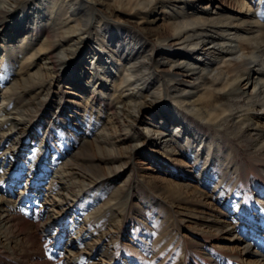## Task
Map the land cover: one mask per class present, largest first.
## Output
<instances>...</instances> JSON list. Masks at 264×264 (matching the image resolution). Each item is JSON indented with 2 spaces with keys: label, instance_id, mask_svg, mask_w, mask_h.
Masks as SVG:
<instances>
[{
  "label": "rangeland",
  "instance_id": "374dc122",
  "mask_svg": "<svg viewBox=\"0 0 264 264\" xmlns=\"http://www.w3.org/2000/svg\"><path fill=\"white\" fill-rule=\"evenodd\" d=\"M88 1L91 15L81 29L88 32L82 34L80 14L73 15L65 0H36L27 11L16 10V23L39 18L55 24L58 35L80 38L79 49L62 52L66 63L55 72L44 69L47 54L31 58V81L21 80V64L5 48L15 51L23 37H33L23 43L35 50L45 35L15 34L10 22L0 30V264H264V255L254 252L264 253V146L244 128L231 127L230 118L207 122L173 96L169 80L177 69L163 57L189 48L169 37L163 24L185 12L158 4L142 18L109 11L110 0ZM211 10L240 18L244 40L264 39V0H199L184 11L208 16ZM105 22L148 39L156 55L147 64L158 92L121 83L122 60L100 30ZM245 42L251 51L253 42ZM258 66L242 63L196 95L230 82L224 92L231 86L244 91L229 97L232 112L249 111L251 86L245 83ZM186 78L177 79L188 88L197 83ZM226 93H215L212 116L225 107L214 104L227 103ZM206 103L200 98L195 105ZM20 107L24 111L15 113ZM249 114L252 126L263 129L264 108ZM177 115L181 126L171 121ZM187 126L211 145L194 142ZM102 134L110 139L96 142ZM217 141L230 153L229 164L215 156ZM245 238L252 241L248 248Z\"/></svg>",
  "mask_w": 264,
  "mask_h": 264
},
{
  "label": "bare ground",
  "instance_id": "6f19581e",
  "mask_svg": "<svg viewBox=\"0 0 264 264\" xmlns=\"http://www.w3.org/2000/svg\"><path fill=\"white\" fill-rule=\"evenodd\" d=\"M8 1L9 2L7 4H9L10 6H6L7 4H4L5 1L0 0V4L4 5V7H0V30L6 27L7 22H10L12 24L11 28L13 29V33L15 34H25L29 32L34 37L45 35V45L43 44L42 47H37L35 50H32L30 44L23 43L25 38H28L31 41L33 37H23L21 39V43L23 45H20V43L15 51L5 48V52H7L10 57L15 59L16 62H20L22 70L21 80L23 82H27V80L30 78L28 67L30 66V62L32 61L31 58L36 56L38 53L47 54V56H45V60H47L48 63L46 64H49L50 66L44 69H47L48 71L53 70V72H55L57 69L55 67H61L63 63H66L67 57L63 55V51L69 50L73 45H77L75 49H79L80 42H78V40L80 38L58 35V29L55 24H52V22L43 24L42 19L38 18L34 19L35 21L32 23H29L28 20H24L26 23H16V10L19 9L22 11H27L31 8L30 4L36 0ZM65 1L66 6L72 8L73 15L80 14V16L78 17V20L81 24L79 30L82 29V26L88 25V21L90 19L89 17L91 15L89 9L92 8L89 7V1ZM98 1L99 0H93L92 4L94 5V3H98ZM110 1L111 3H108L107 6L109 11L115 14L117 13L116 11L132 13L134 15L139 14V16L142 18H144V15L151 13L158 4L161 5V8L163 7V9L164 7H168L169 5H179L181 9L180 11L185 12L183 13L182 17L178 18V16H175L173 20L168 22L166 21L165 24H163L165 29L168 30L169 37L176 38V42L182 43L185 47L189 48L187 49V52L182 50H178L179 52L177 53L171 51L169 54H166L167 56L163 57L166 58L165 60L172 59L173 62L168 65L170 70L175 68L177 69L172 73L173 78L169 80V82L172 84L171 88L174 93L173 96L176 97L175 100L180 105L185 104V108L188 111L195 112V116L205 118V120H208L207 122L213 120L212 123L217 124V122H219L223 117H225L226 119L230 118L231 127L235 129L244 128L247 136H250L256 145L264 146V127L263 129L259 127H253L252 123H250L251 116L249 114L253 110L264 108V39L256 41L254 40L253 35H249L244 40V31H239L243 21L240 20V18H238L237 16H230L227 14L216 15L214 14V12L216 11L213 12L212 10L207 13L208 16H202L200 14L197 15L196 13L188 15V11H184L186 7L192 8L193 5H197V2L199 0H152L151 3H149L148 0ZM12 3L13 5H11ZM54 10H52V12ZM30 19L31 16L29 20ZM233 20H238V22L235 23L233 22ZM125 28L121 27V30L117 32L119 30L118 26L110 25L106 22L103 24V26L100 27V30L108 33L109 42L113 44L114 47L113 53L122 60L120 64H123L125 74L121 83L124 84L125 87L132 86L134 88H139L145 91L151 90V93H153L157 89L158 92V86L160 85V83L156 79H154V70H152V68L147 64L148 61H153L154 56L156 55L154 53L153 46L150 45L148 39L144 38L142 34L138 32L135 33L133 31L129 32V30L127 31V29ZM250 31L251 33L253 32L251 29ZM85 32L88 31L81 30V34ZM115 35H120L117 43H115ZM155 36L156 39H160V36ZM245 41L253 42L254 47L251 51H248L249 47L246 45L247 42ZM233 42H236L237 45L229 44ZM57 46H60V49H58V51H55ZM197 48L202 50V54L200 53V55L198 56H192V51ZM156 51L159 52L158 49H156ZM74 53L75 52L73 51V54ZM176 56H179L177 58L178 60H176L177 62L174 60ZM201 56L204 57L202 58V61L200 60ZM212 57L214 59L209 64L208 61L211 60ZM242 63L243 65H245V67L259 65L258 73H256L257 76L253 80H251L249 83H245L247 87L251 86V92L246 95L250 101L249 111H246L245 108L243 109V113L234 115V113L232 112V106L234 104L230 102L229 97H233V99L238 98L239 88H233L231 86L229 92H224L223 90H225V88L230 85L229 82L225 83L223 87L219 89L217 88L214 93L210 92L215 88V85L219 84L222 81L223 78H227L230 72L238 71V69L242 67ZM213 64H216V66H213ZM226 71H228L229 73H226ZM178 76L187 77L189 79H192L193 81H197V83L194 84L193 82H190V87L188 88L186 83L180 84V80L177 79ZM187 78L185 82H189ZM31 79L32 78H30L29 80L31 81ZM156 83L159 84L156 86ZM208 86H211L213 89L209 90V93L207 94L202 93L201 95L203 96L200 97L204 101H207V107H197L195 103L200 100V98L198 97L200 95H196V93L200 92L201 88ZM239 90H241V88ZM215 93H226L228 100L227 103L224 102L223 104L215 103L214 107L220 109H222L224 106L225 107L222 109V111H217V113L212 116L211 113L213 112H209L208 107L213 104L211 102L213 99L217 100V96L215 95ZM243 93L244 91L241 90L240 95H242ZM133 97H135V95H129V101H133ZM19 109H16L15 113H21L24 111L21 107ZM131 113L132 111L129 112V114ZM171 121H173L175 124L177 121V125L179 126L184 124L183 117L178 115L171 118ZM186 129H188L189 132L191 131V138L194 142L199 143V145H211L210 141L206 143L205 135L202 134L199 130L195 128H193V130H190L188 126L186 127ZM109 139L110 137L107 134H102L98 138H96L95 141L106 143ZM216 145L217 155L215 156H221L225 158L227 160V163L229 164V160H232V157H229L230 153H226L223 150L222 145L219 144L218 141L216 142ZM245 239V248H248L252 241H248L247 238ZM254 252L258 253V255H264V253H262V251L260 250H256Z\"/></svg>",
  "mask_w": 264,
  "mask_h": 264
},
{
  "label": "snow or ice",
  "instance_id": "6c2138e0",
  "mask_svg": "<svg viewBox=\"0 0 264 264\" xmlns=\"http://www.w3.org/2000/svg\"><path fill=\"white\" fill-rule=\"evenodd\" d=\"M148 2L151 3L152 0H148ZM0 7H4V5L3 4H0Z\"/></svg>",
  "mask_w": 264,
  "mask_h": 264
}]
</instances>
